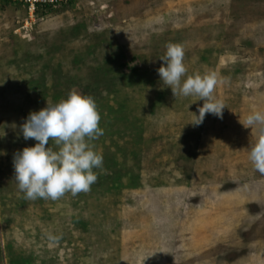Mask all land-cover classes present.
Listing matches in <instances>:
<instances>
[{"label":"rangeland","instance_id":"1","mask_svg":"<svg viewBox=\"0 0 264 264\" xmlns=\"http://www.w3.org/2000/svg\"><path fill=\"white\" fill-rule=\"evenodd\" d=\"M169 44L184 47L187 76L224 81L223 119L190 123L203 101L158 74ZM73 90L98 105L103 169L87 193L27 200L13 158L36 141L20 126ZM254 112L264 0H75L32 17L0 0V264H264Z\"/></svg>","mask_w":264,"mask_h":264},{"label":"clouds","instance_id":"2","mask_svg":"<svg viewBox=\"0 0 264 264\" xmlns=\"http://www.w3.org/2000/svg\"><path fill=\"white\" fill-rule=\"evenodd\" d=\"M158 69L162 84L171 88L175 97H198L203 101L198 115L190 122L203 124L207 114L223 119L226 105L215 96L218 84L224 83L216 74L187 76L185 49L180 44H169ZM101 114L95 99L76 90L59 102L47 101L38 112H30L20 131L25 140H35L13 158L15 182L27 200L57 201L70 193H87L98 180L95 170L103 169L102 152L94 141L104 135L100 126ZM246 125V126H245ZM245 127L256 128L259 138L251 146L248 159L254 170L264 175V114L254 112L246 117ZM54 141L55 148L49 147ZM0 155H6L0 151ZM53 242L57 236H49Z\"/></svg>","mask_w":264,"mask_h":264},{"label":"built area","instance_id":"3","mask_svg":"<svg viewBox=\"0 0 264 264\" xmlns=\"http://www.w3.org/2000/svg\"><path fill=\"white\" fill-rule=\"evenodd\" d=\"M13 3L21 6L25 11H27L28 16L35 15L39 11L56 10L69 4L73 3L75 0H9Z\"/></svg>","mask_w":264,"mask_h":264},{"label":"trees","instance_id":"4","mask_svg":"<svg viewBox=\"0 0 264 264\" xmlns=\"http://www.w3.org/2000/svg\"><path fill=\"white\" fill-rule=\"evenodd\" d=\"M4 1H6L7 3H9V4H14V5H16V6H19V5H17V4H15V3H13L12 1H9V0H4ZM21 7V6H20ZM22 8V7H21ZM115 177L116 176H111V178H112V181L114 182V184H117L118 182H117V180L115 179ZM117 178V177H116ZM119 184V183H118ZM119 185H121V184H119Z\"/></svg>","mask_w":264,"mask_h":264}]
</instances>
